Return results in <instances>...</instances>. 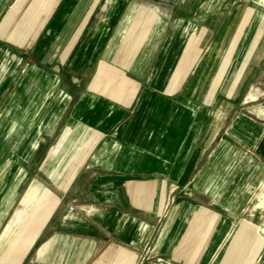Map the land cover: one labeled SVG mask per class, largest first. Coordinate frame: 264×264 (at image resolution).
<instances>
[{
	"label": "crops",
	"instance_id": "crops-1",
	"mask_svg": "<svg viewBox=\"0 0 264 264\" xmlns=\"http://www.w3.org/2000/svg\"><path fill=\"white\" fill-rule=\"evenodd\" d=\"M259 10L0 0V264L214 260L242 227L233 203L263 183L264 121L219 116L217 90L220 73L264 62ZM238 145L247 161H222ZM251 232L225 264H264Z\"/></svg>",
	"mask_w": 264,
	"mask_h": 264
},
{
	"label": "rangeland",
	"instance_id": "rangeland-1",
	"mask_svg": "<svg viewBox=\"0 0 264 264\" xmlns=\"http://www.w3.org/2000/svg\"><path fill=\"white\" fill-rule=\"evenodd\" d=\"M187 1L209 2L210 0H187ZM257 12L260 13L259 17L264 19V10H259ZM11 32L16 33L15 37H18V34L20 33L17 27H12L9 33ZM261 40H262V42L260 43L261 47L262 46L264 47V35ZM208 46L209 44L203 42L202 45L201 43H199L197 48L198 49L202 48L204 52L208 48ZM194 48L195 45L193 44V49ZM242 63L243 62L241 61L240 66ZM250 74H252V77L246 83ZM250 74H249V69L245 70L241 66L238 68H234L233 71L231 70V72L229 73L224 72L217 75L218 76L217 90L219 92V97L220 100H224L226 102L224 106L219 109L218 111L219 116L224 115L228 109L231 110L230 119L237 116L247 115L253 117L256 120L264 121V62L261 64L260 67L258 66L256 70H254V72L253 71L252 73L250 72ZM0 75H3V67L1 65H0ZM208 83H210V80L207 82V84ZM210 92H211L210 87L207 90H205L206 95L207 94L209 95ZM246 97H249L248 99H252V100L257 99V100L251 103H246L244 102V99ZM238 146H239L238 149L237 148L234 149L233 153L230 152L231 153L230 156L228 158L222 159V161H224L225 163L226 162L230 163L232 161L236 163L246 162L247 160L245 154L242 151L243 149L241 145ZM239 172H240L239 170L234 171L235 174H238ZM257 173L253 177L254 179L257 178L255 180L256 182L259 179ZM242 178L243 177H241V179ZM237 179H239V176H237ZM244 179H246V177ZM246 181L243 183L246 184L247 183ZM262 182L263 183H261V186H259L258 183L255 185L256 186L255 190L253 187L254 193H256V195L254 196L252 201H249L248 203L243 201L233 203L235 205V210L240 213L239 217L236 219L235 227L240 225H242V227L234 229V232L230 234V238L228 239L229 243L226 246H224V249L222 248L219 249L217 253L214 255V260L210 261V263L208 264H224L223 261L225 258L227 260L229 257L236 255L238 252V250H236V247L241 242V239L246 235L248 231H252L251 234L253 236L251 241L254 242L253 239L254 232H256L257 237L260 238L259 231H264V225L263 224L261 225L260 222H262V220L261 218H259L261 214H264V177ZM236 183L240 184L242 183V180L241 181L237 180ZM251 184L253 185L252 180H251ZM244 187L242 189L241 186L237 185L235 187V190L238 192L242 191V193H245ZM246 220H248L250 223L247 222ZM244 221L246 222L245 225H244ZM257 226H260L258 231H257ZM251 234L248 236H251ZM200 237H201L200 239L205 241L207 240L208 236L205 234H201ZM257 237L256 239H258ZM232 247L235 250L231 251L229 254V250ZM181 263L173 259H159L158 257L155 259V264H181Z\"/></svg>",
	"mask_w": 264,
	"mask_h": 264
},
{
	"label": "bare ground",
	"instance_id": "bare-ground-1",
	"mask_svg": "<svg viewBox=\"0 0 264 264\" xmlns=\"http://www.w3.org/2000/svg\"><path fill=\"white\" fill-rule=\"evenodd\" d=\"M246 224V222L244 221V225ZM259 228H260V226H257V231L259 230ZM241 230V229H240ZM256 237H257V233L255 232L254 233V238L253 239H255L254 241H257V239H256ZM233 250H235V249H233V247L229 250V254H230V252L231 251H233ZM261 256V255H260ZM225 262H226V258L224 259V261H223V263L225 264ZM258 263V262H257Z\"/></svg>",
	"mask_w": 264,
	"mask_h": 264
}]
</instances>
